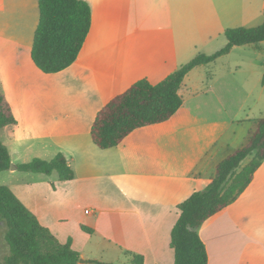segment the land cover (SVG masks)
Returning a JSON list of instances; mask_svg holds the SVG:
<instances>
[{"label":"crops","instance_id":"1","mask_svg":"<svg viewBox=\"0 0 264 264\" xmlns=\"http://www.w3.org/2000/svg\"><path fill=\"white\" fill-rule=\"evenodd\" d=\"M88 1L92 25L77 60L45 73L31 57L39 0H0L1 90L17 119L1 135L31 141L21 156L33 149L34 158L50 160L63 152L74 170V178L60 180L56 171L9 168L6 185L60 242L72 239L87 260L81 264H133V254L144 264H175L178 204L206 188L224 154L243 146L252 120L264 116L263 94L247 106L252 92L234 71L187 82L199 66L185 78L183 104L168 120L139 127L107 149L94 143L91 128L98 112L136 81L156 84L221 47L227 19H251L259 0ZM244 125L247 136L235 147ZM10 155L16 166L29 161ZM199 234L208 264H264V161Z\"/></svg>","mask_w":264,"mask_h":264},{"label":"trees","instance_id":"2","mask_svg":"<svg viewBox=\"0 0 264 264\" xmlns=\"http://www.w3.org/2000/svg\"><path fill=\"white\" fill-rule=\"evenodd\" d=\"M39 9L40 19L31 57L43 72L56 73L77 60L91 29L92 6L88 0H39ZM225 36L227 42L224 46L210 54H197L162 81L154 84L142 78L113 97L98 112L92 125L94 143L102 149L111 148L139 127L168 120L183 104L180 89L187 75L196 67L208 65L230 53L235 46L264 41V22L255 27L227 28ZM252 122L243 146L217 165L209 185L194 191L178 204L179 218L171 232L175 264H208L207 249L199 234L200 226L238 199L264 161V116ZM16 123L12 107L1 90L0 79V172L8 170L12 164L1 132ZM253 153L255 157L237 170ZM17 167L33 173L52 174L56 171L60 180L74 178V170L63 152L50 160L35 157ZM0 229H3V243L8 250L4 256L5 264H80L82 256L72 248V239L60 242L8 185H0ZM83 229L92 231L86 226ZM132 262L144 264V258L133 254Z\"/></svg>","mask_w":264,"mask_h":264},{"label":"rangeland","instance_id":"3","mask_svg":"<svg viewBox=\"0 0 264 264\" xmlns=\"http://www.w3.org/2000/svg\"><path fill=\"white\" fill-rule=\"evenodd\" d=\"M262 2L263 0H259L257 13L251 19H248L243 14H241L239 16H236L234 19L233 18L227 19L226 25L228 27H238V26L255 27V26L261 25L264 22V6L262 8L261 6ZM222 38L225 41L224 44L222 45L224 46L227 42L225 34H222ZM219 48L210 49L209 52H205V53H208V54L213 53L217 51ZM228 71H234L235 76L237 78H240L243 82V85L252 92L249 98L247 99V106H252L255 102L256 96L260 95L261 93L263 94V97H264V82H263L264 41L261 42L259 45L237 46L235 49L231 51L230 54L221 57L218 61H215L214 63H211L209 65H204V66L197 68L191 74L190 79H187L188 80L187 82H191V83L199 82L200 83L202 79L226 74ZM185 93H186V90H185ZM247 127L248 125H244V127L238 128L239 130L238 132H240V136L233 143L235 147H240L244 143V140L248 132ZM243 128L245 129L247 128V129L245 130ZM1 136L3 139H6L7 145L11 152L10 154H12L13 158L19 157L18 158L19 161H23L21 159H28L30 161L34 158V156L32 155H34V153H37V152L33 153L32 152L33 149H32L31 151L29 150L28 152H26L27 154L25 156H21V151L24 148L25 144L31 143V141L15 142L13 140L7 139L4 133H2ZM229 155L230 153L224 154L223 159H225ZM254 157H255V153L245 158L237 170H241ZM12 164H15V163L12 162ZM11 169L13 168L10 167L9 170ZM5 171L0 172V185H6L7 175ZM21 174H24V173H21ZM0 240H1L0 264H5L4 256L7 254L8 250L5 247V244L3 243V229H0ZM91 264H99V263H91ZM114 264H126V263H124L123 261H115Z\"/></svg>","mask_w":264,"mask_h":264},{"label":"water","instance_id":"4","mask_svg":"<svg viewBox=\"0 0 264 264\" xmlns=\"http://www.w3.org/2000/svg\"><path fill=\"white\" fill-rule=\"evenodd\" d=\"M11 167H12L13 169L17 168V166H16L15 164H11ZM1 224L4 225V222L1 221ZM85 262H87V260H85L84 258H81V259H80V263H85Z\"/></svg>","mask_w":264,"mask_h":264},{"label":"built area","instance_id":"5","mask_svg":"<svg viewBox=\"0 0 264 264\" xmlns=\"http://www.w3.org/2000/svg\"><path fill=\"white\" fill-rule=\"evenodd\" d=\"M89 211V210H88Z\"/></svg>","mask_w":264,"mask_h":264}]
</instances>
